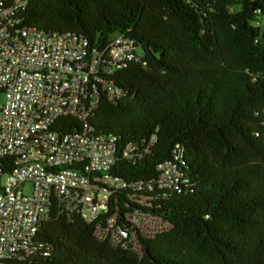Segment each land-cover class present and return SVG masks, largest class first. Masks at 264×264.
Listing matches in <instances>:
<instances>
[{"label": "trees", "instance_id": "obj_1", "mask_svg": "<svg viewBox=\"0 0 264 264\" xmlns=\"http://www.w3.org/2000/svg\"><path fill=\"white\" fill-rule=\"evenodd\" d=\"M20 1L22 24L39 31L76 34L91 48L116 32L134 42L140 61L109 76L126 96H102L89 125L113 141L112 173L127 185L157 179L165 162L188 183L181 194L150 195L143 209L170 228L138 235L140 252L53 211L36 236L40 252L17 263L264 264V0ZM79 126L61 118L54 127ZM129 193L119 196L121 215L137 208Z\"/></svg>", "mask_w": 264, "mask_h": 264}, {"label": "built area", "instance_id": "obj_2", "mask_svg": "<svg viewBox=\"0 0 264 264\" xmlns=\"http://www.w3.org/2000/svg\"><path fill=\"white\" fill-rule=\"evenodd\" d=\"M25 8L20 0H0V264L39 253L36 236L53 211L79 215L94 225L98 240L140 252L138 235L152 238L170 228L143 209L155 200L150 195L181 194L188 180L165 162L157 179L127 185L112 173L113 141L94 135L89 125L102 96L112 103L126 96L109 76L140 61L139 51L121 32L91 48L76 34L39 31L22 24ZM61 118L80 126L65 133L54 127ZM136 146L129 144L124 156L133 157ZM126 190L137 208L125 204L121 215L119 196Z\"/></svg>", "mask_w": 264, "mask_h": 264}, {"label": "rangeland", "instance_id": "obj_3", "mask_svg": "<svg viewBox=\"0 0 264 264\" xmlns=\"http://www.w3.org/2000/svg\"><path fill=\"white\" fill-rule=\"evenodd\" d=\"M261 21H262L263 24H264V17L261 18ZM4 104H5V96H4L3 93L0 92V107H1L2 105H4ZM30 191H31L30 186H27V187L25 188V192L29 193Z\"/></svg>", "mask_w": 264, "mask_h": 264}]
</instances>
